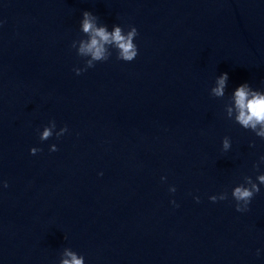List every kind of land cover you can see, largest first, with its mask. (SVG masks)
Instances as JSON below:
<instances>
[{
	"label": "clouds",
	"instance_id": "1",
	"mask_svg": "<svg viewBox=\"0 0 264 264\" xmlns=\"http://www.w3.org/2000/svg\"><path fill=\"white\" fill-rule=\"evenodd\" d=\"M82 31L88 34L89 39L87 42H81L79 53L81 55H90L91 59L85 61V67L75 68L74 71L77 75H80L88 68L95 66V62L107 61L105 44L114 43L118 49L117 59L126 62L133 61L138 55L137 45L133 43V39L138 35L135 27H130V31L124 34V30L120 26L114 25V30L109 32L106 26H97L96 20L98 19L89 11L82 13ZM228 80V74L223 73L216 81L217 86L212 89V93L221 97L224 95V89ZM235 108L237 115L235 117L236 122L244 129L251 130L256 136L264 138V94L256 91H252L247 83L239 85L234 91ZM229 116H231L232 110L229 109ZM53 126L55 122L53 121ZM67 127L62 128V132H66ZM52 135L51 130L46 128L41 140H46ZM59 138V137H57ZM223 148L226 151L229 149V138L225 137L222 141ZM56 145H52L50 151H57ZM40 149H30L31 154H36ZM261 161L264 162V157H261ZM256 167V166H254ZM254 182L252 177L245 176L244 182L235 186L232 190L231 196L236 201L235 210L237 212H245L248 210V206L253 197L260 192L259 185L264 184V174H260L256 177ZM7 183H4V187H7ZM175 192V188L171 189ZM209 199L212 202L217 200L227 199V194H223L217 199L215 196H210ZM199 202V197H196ZM174 203V202H173ZM66 255L71 259H64L62 264H83L82 258H77L72 252H66Z\"/></svg>",
	"mask_w": 264,
	"mask_h": 264
}]
</instances>
